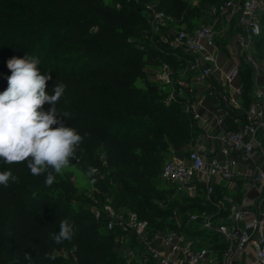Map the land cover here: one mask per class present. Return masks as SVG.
<instances>
[{"label":"trees","instance_id":"16d2710c","mask_svg":"<svg viewBox=\"0 0 264 264\" xmlns=\"http://www.w3.org/2000/svg\"><path fill=\"white\" fill-rule=\"evenodd\" d=\"M145 1L0 0V92L8 86L9 59L37 57L42 74L50 72L52 76L46 85L49 95L54 94L57 83L67 85L56 106L60 112L71 113L65 123L84 136L77 150L79 162L70 161L74 167L56 175L50 187L44 183L46 173L33 176L26 163L7 165L0 161V172L10 169L17 176V182L0 185V264H65V250L73 253L75 264H126V259H117L118 232L108 231L104 220L97 219L93 211L78 207L70 199L66 183L71 182L78 192L95 196L108 188L109 179L104 174L108 169L121 181L142 183L153 168L161 173L165 160L174 152H186L185 147L200 134L201 127L182 104L167 103L162 87L148 79L163 62L177 70L181 61L175 49L148 36L150 16ZM152 1L174 18L177 28L190 29L208 21L197 11L202 0ZM221 1L206 0L202 5ZM260 21L261 35L255 46L256 56L263 59L264 12ZM141 28L148 36L145 47L135 44L145 34ZM223 40L219 39L221 50L232 56L229 37ZM145 55L155 63L151 71L146 69ZM240 76L243 105L247 107L253 79L251 67L244 61L240 62ZM140 77L144 89L135 85ZM49 107L44 105L45 110ZM154 147L165 155L155 154ZM99 148L106 165L96 156ZM89 165L98 167L104 177L97 173L93 177L83 175ZM142 188L148 193L141 199L111 202L148 220L150 236L173 230L192 236L207 237L202 231L210 233L197 227L192 231L184 224L191 213L210 212L198 194L186 196L185 203L175 208L163 207L156 205L154 198L160 203L166 201L174 196V189L160 175ZM212 200L220 201L213 195ZM64 219L74 224L75 235L71 241L56 244L49 233H58ZM210 234L216 241L221 239ZM25 253L30 258H25Z\"/></svg>","mask_w":264,"mask_h":264},{"label":"built area","instance_id":"2783aa9c","mask_svg":"<svg viewBox=\"0 0 264 264\" xmlns=\"http://www.w3.org/2000/svg\"><path fill=\"white\" fill-rule=\"evenodd\" d=\"M119 6V5H118ZM149 12L148 36L176 50L181 61L175 70L163 62L155 73L162 89H167L165 101L179 102L183 110L193 116L201 132L186 152H174L162 166L160 176L174 189L175 195L195 196L199 184L203 186L205 199L216 207L217 212L227 210L229 220L215 223L214 214L207 210L191 213L184 224H199L200 228L217 234L226 245L223 264H231L234 255L254 256V264H264V209L250 216L246 198L236 201L215 202L213 177L236 181L245 176L256 183H264V170L257 162L264 154V59L256 57V39L261 35V13L264 0H223L208 6L207 22L190 29L177 28L174 18L159 10L156 3L146 2ZM236 24L233 38H229L232 56L225 53L227 61L221 60L223 51L219 39ZM252 70L251 102L243 105V85L240 62ZM207 84L215 97L213 105L204 108L196 90ZM230 117L239 128L226 125ZM218 131V132H217ZM220 143H206L214 133ZM77 157L76 161L79 162ZM106 165L105 156H101ZM249 166V169L247 168ZM95 173L104 177L98 167ZM247 168V169H246ZM93 197V193L89 194ZM93 213L103 219L106 229L134 238L146 249L147 254L137 259V264H216L217 252L196 242L177 230L158 232L150 236L149 222L138 213L125 207H115L111 201L96 205ZM122 242V241H121ZM137 248L126 249L125 257L133 261Z\"/></svg>","mask_w":264,"mask_h":264},{"label":"clouds","instance_id":"9594fccd","mask_svg":"<svg viewBox=\"0 0 264 264\" xmlns=\"http://www.w3.org/2000/svg\"><path fill=\"white\" fill-rule=\"evenodd\" d=\"M38 65L40 60L29 55L7 61L11 75L6 90L0 92V161L7 165L26 163L33 176L46 173L44 183L50 187L56 175L74 167L70 161L77 159L84 136L65 123L71 113L57 109L67 85L57 83L54 94L49 95L46 85L51 73L42 74ZM45 104L50 106L47 110ZM96 171L89 165L83 175L93 177ZM10 181L17 182L10 169L0 172V185L7 187ZM74 235V224L68 219L60 221L58 233H49L56 244L71 241ZM25 258H30L29 254L25 253Z\"/></svg>","mask_w":264,"mask_h":264},{"label":"rangeland","instance_id":"374dc122","mask_svg":"<svg viewBox=\"0 0 264 264\" xmlns=\"http://www.w3.org/2000/svg\"><path fill=\"white\" fill-rule=\"evenodd\" d=\"M142 1L144 2L145 0H134V2H140L142 3ZM203 3L201 2L199 5H201L202 7H200L197 11L200 12L201 16L203 17H207L209 19V14H208V10H207V6L202 5L205 3L206 0H202ZM126 2H128V0H126ZM145 2H152V0H146ZM198 5V6H199ZM128 7H131V4L128 3ZM264 12V11H262ZM262 14V13H261ZM206 18V19H207ZM264 27V26H263ZM142 29V30H141ZM140 31L145 32V34L140 35L135 44L137 46L140 47H145L143 45L145 39H147L146 37H148L146 35V30L144 28H141ZM144 29V30H143ZM224 36H222L220 38V41L223 42V39H228L229 38H233V34H234V29L231 28V30L224 32L223 33ZM149 40V39H148ZM230 49V48H229ZM231 54L233 53V50L230 49L229 51ZM145 61H146V69L147 71H149L150 69H152L155 65L154 61L151 60V56L150 55H145ZM257 57V56H256ZM258 60H261L260 57H257ZM264 59V58H263ZM159 70V67L154 68L153 71H151V73H154V75L150 74L149 78L150 81H155L156 83H158V80L155 78V73ZM137 87L144 89L145 85H144V80L143 78H139L136 81L135 84ZM166 91L167 89H162V93H163V97L165 99L166 95ZM197 94L199 95V90H196ZM126 129H132L131 126H126ZM126 130V131H127ZM190 145L185 147V150H189ZM154 151L155 154H157L158 156H164L165 153L162 151H159L157 147H154ZM104 154L102 148H99L96 152V156L101 160V156ZM75 161V160H73ZM105 177H107V179H109V185L106 191H97L96 195L93 197H89L87 196L85 193L83 192H78L77 190L74 189V186L71 182H67L66 183V190L69 192V196L70 199L74 201V203L85 210L93 211L95 206L98 205L99 202L101 201H119V202H128L129 199L134 201L132 198L136 197L137 199H141L143 197V195L145 193H148V190L143 189L142 187H147V185L149 184L151 179L154 178H158L160 175V170L159 169H155L153 168V171L151 172V174H147L145 175V181H143L142 183H133L127 180V182L125 180H119L117 175H115V173H112V170L108 169L106 171H104ZM186 197L182 196V195H175L172 198L167 199L166 201L163 202H159L156 198H154V203L158 206H167V207H173L175 208V205H181L182 203H185L186 201ZM137 201V200H135ZM188 227H192V231L195 229V227L198 228V225L194 224L193 226H188ZM203 234H207L206 240H215L216 238L214 236H212V234L210 233H206L204 231H202ZM116 241L117 243H119L118 248L116 249L117 251V259H119L120 261H124L126 264L130 263V264H137V259L139 260V258L143 255L147 254L146 249H144V247L138 243V241L134 238H127L123 235H121L120 233L116 234ZM122 241V242H121ZM205 242V241H204ZM130 247H136L137 251H136V259L133 261H129L128 259L125 257L126 255V249L130 248ZM63 255L65 257V264H75L74 261V256L73 253L70 250H65L63 252Z\"/></svg>","mask_w":264,"mask_h":264},{"label":"crops","instance_id":"0c3cea01","mask_svg":"<svg viewBox=\"0 0 264 264\" xmlns=\"http://www.w3.org/2000/svg\"><path fill=\"white\" fill-rule=\"evenodd\" d=\"M231 27L235 30L236 24L233 23ZM225 53L226 52H223L221 55V60L223 62L227 61ZM262 81H264V77H262ZM197 90H199L198 96L202 99L204 108L211 107L213 105L215 97L210 94V90L208 89L207 84L199 85ZM234 124L235 123L230 117L226 119V125L228 127H231L233 129L239 128V124ZM217 132L214 133V137L212 139H207L205 142L215 143V146L218 147L220 141L217 138ZM257 162L264 170V154L258 155ZM247 168L249 169V166ZM213 181L215 188L213 197L215 200L220 199V201H227L228 198H233L236 201H240L243 198H246L249 202V217L258 215V213L264 209V183L256 184L249 176L242 177L240 179H237L236 181H226L216 176L213 177ZM182 196L186 197L189 195L184 194ZM198 196L199 198H201V203L205 206H208V210H210V212L214 214L215 223L226 222L229 220V212L227 210L224 209L221 212H217L216 207L213 208V205L205 199L203 186L201 184H199ZM196 225H198V228L201 229L199 224ZM186 236L193 239L198 246H207L217 252L219 261L216 264H223V254L225 252L226 245L222 241V239H219V241H215L211 239L206 240L205 236ZM231 264H254L253 253L250 252L245 255H234Z\"/></svg>","mask_w":264,"mask_h":264}]
</instances>
